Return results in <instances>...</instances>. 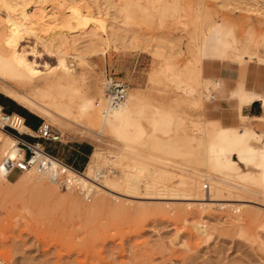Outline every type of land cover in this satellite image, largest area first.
Masks as SVG:
<instances>
[{"label":"rangeland","instance_id":"374dc122","mask_svg":"<svg viewBox=\"0 0 264 264\" xmlns=\"http://www.w3.org/2000/svg\"><path fill=\"white\" fill-rule=\"evenodd\" d=\"M102 1L98 0V3ZM40 2L50 9L51 0ZM107 3L111 7L124 8L129 17L127 25H122L121 18L114 16L113 27L119 34V42L108 41L99 53L87 50L85 63L80 59L60 58L47 51L40 42L23 36L24 58L34 67L36 77L60 70L62 65L78 77L88 65L97 81L103 82L112 76L126 83L125 97L136 91L155 105L161 104L163 108L195 120L201 111L196 110L194 101H203L202 93L190 95L186 88H177L172 82L176 78L182 81L181 86L198 85L194 48L187 44V32L199 30L193 24L199 23L205 30L210 28L209 55L202 63L204 77L215 76L221 66L242 69L249 63L255 65L247 57L241 63H234L218 57L217 53L224 29L237 41L239 48L248 52L249 41L264 36V0H107ZM158 6L168 10L159 13L162 10ZM88 8L89 11H81L77 18L83 24L90 18L99 17L93 3L90 2ZM3 14L0 9V15ZM179 25L183 27L181 31ZM152 50L161 57L157 52L153 55ZM256 53L262 56L264 49L259 46ZM7 104L20 107L11 100ZM209 105L204 101V111H208ZM150 109L141 115H133L146 132L151 129L146 118ZM38 118L45 123L46 120ZM258 121L264 126V118ZM80 123L83 125V120ZM162 125L163 130L154 131L161 141L176 139L179 150L197 147L195 141H182L190 131L176 129L174 120H163ZM52 127L61 134V141L52 143L60 149L71 139L87 140L93 150L98 145L94 138L83 134L85 130L81 127L76 132ZM93 129L98 131L96 127ZM104 129L99 131L100 134H93L100 141V147H106V141L114 140ZM163 157L172 161L173 166L182 161V156L178 155ZM89 160L90 157L87 163ZM123 164V161L121 164L108 161L104 167L112 171L109 177L121 180ZM170 166L155 163L151 170L157 174L161 168L168 169L169 175L173 176L169 182L167 180L169 187L176 185L181 175L190 173L172 166L173 170ZM198 168L205 175L207 166L202 164ZM24 172L10 174L9 180H17ZM37 183L18 189L0 182V264H264V229L261 226L264 209L252 203H240L239 213L228 205L226 208L216 205L200 208V203L221 202L145 195L148 189H144L143 182L138 183L136 194H132L124 183L114 188L118 194L131 193L129 197L99 190L97 195L92 193L83 198L78 191L70 190L71 195L69 193V198H65L59 193L48 192L44 183ZM181 189L188 191L187 186ZM190 192L197 198L206 199L209 195L207 188ZM217 195L230 199L239 195L248 200L250 196L249 192L239 191Z\"/></svg>","mask_w":264,"mask_h":264},{"label":"bare ground","instance_id":"6f19581e","mask_svg":"<svg viewBox=\"0 0 264 264\" xmlns=\"http://www.w3.org/2000/svg\"><path fill=\"white\" fill-rule=\"evenodd\" d=\"M51 1V7L47 9L40 0H0V9L4 12L3 16L0 15V92L17 105L46 120L45 124L55 125L65 132H76L79 131L78 127H81L85 130L83 132L85 136L94 138L98 143L100 141L93 134H100L99 131L106 128L114 140L106 141V147L96 148L83 173L67 168L63 179L65 186L57 187L60 189L57 190L53 187L55 184L47 172L36 171L37 165H40L45 156L38 151L31 157L36 167L31 166L15 181L9 180L3 161L22 158L23 153L16 145L17 138L0 129V182L18 189H25L33 182L42 185L44 183V186L47 185L49 188L48 192L59 193L60 197L65 198L71 195L70 190L78 191L83 198L92 193L97 195L99 190L108 194H118L114 188L122 183L132 194H136L138 183L143 182L144 189H148L145 195L168 196L175 200L221 202L200 203V208H207L209 205L225 208L229 206L235 213H239L238 205L249 202L264 209V130L258 131L251 127L248 117L239 113L238 125H225L217 120L207 119L202 109L204 101L212 102L224 89L220 79L202 75V63L209 55V27L205 30L197 23L192 26H196L198 31L187 32V44L189 48H194L195 63L198 64L196 69L198 85L196 83V86H181L182 81L176 78L172 81L175 87L183 90L186 88L190 95L202 93L203 101H194L196 110L200 109L201 115L192 120L186 115L161 107V104H153L136 91L129 93L122 101L108 98L105 94L107 80L97 81L88 65L84 66V72L78 77L64 65L51 74L36 77L34 67L27 58H24L25 50L21 45L24 35L28 36L27 39L30 37L40 42L47 51L60 58L80 59L85 63L84 54L87 50L97 53L104 50L108 41L119 42V34L113 27L115 22L113 17H120L121 24L125 26L129 19L124 8L111 7L107 0H103L102 3H98V0ZM90 2L98 9L99 17L90 18L83 24L77 18L81 11H89ZM162 7L158 6L160 9ZM161 10H158L159 13H165L168 9L165 7ZM178 28L181 31L183 27L179 25ZM259 46L264 49V36L250 40L248 52L239 48L237 41L224 29L217 54L218 57L234 63H241L244 57H247L255 65L264 67V54L259 56L256 53ZM157 51L161 52L158 48ZM227 98L235 100L238 110L253 99H260L264 106V92H257L256 88L249 87V81L241 77L228 87ZM149 107L151 109L146 118L151 129L146 132L142 125L136 123L133 115H141ZM82 120L83 125L80 123ZM163 120H174L176 129L189 130L190 134L182 141H195L197 147L179 150L180 146L175 143L176 139L161 141L154 131L163 130ZM94 127L98 128L97 132ZM16 129L21 133L27 131L21 124ZM167 155L182 156V161L173 166L172 161L162 158ZM108 161L125 163L124 176L121 180L109 177L112 171L105 170L104 167ZM155 163L164 167L172 165L178 171L190 172V175H181L180 172L178 175H181V178L176 181V185L169 187L167 180L173 176L169 175L170 171L166 168L159 169L157 174L151 171ZM202 164L207 166L205 175L198 170V166ZM172 166L170 167L173 168ZM185 186L188 187V191L181 189ZM202 188H207L209 193L206 199L194 197L195 193L190 192H198ZM45 189L47 191V187ZM237 191L249 192V200L239 195L235 199L217 195ZM126 193L118 195L129 197L131 194ZM261 226L264 229V223Z\"/></svg>","mask_w":264,"mask_h":264},{"label":"crops","instance_id":"0c3cea01","mask_svg":"<svg viewBox=\"0 0 264 264\" xmlns=\"http://www.w3.org/2000/svg\"><path fill=\"white\" fill-rule=\"evenodd\" d=\"M210 61L221 64L219 61ZM239 76H242L244 77V79L249 81V87L256 88L257 92H264V67L251 63H249V65H246L245 67H242V69L234 67L227 68L221 66L213 77L221 80V84L224 85V89L222 92H219L216 95V99L209 103L210 107L208 111H204L203 105L204 115L207 119L217 120L225 125H238L240 123L239 116H237L239 113L240 115L248 117L249 125L251 127L264 130V126L258 121L259 118H264V106L260 99H253L249 102V104L242 105L238 110L237 106L235 105V100L227 98L228 87L231 86ZM8 100L11 99L0 92V107L2 108V110H4V112L6 113L19 116L23 120V126L27 130L25 132L31 133V131L36 129L41 120L36 117V115L32 114L30 111L21 106L19 108L24 109L27 112H20L19 114L20 109L7 104ZM9 135L11 137L13 136L10 133ZM13 138L16 137L13 136ZM20 138L30 143L36 142L28 134L22 135ZM39 143L47 153L51 154L73 169L77 170V172H79L84 167V165H86L89 157V162L92 160L94 151L96 150V148L100 147L99 143L97 142L98 145L93 150L90 142H88L87 140L78 139H71L69 143H64L65 147L63 149L58 148L56 145H53L50 142ZM89 162L87 163V165L89 164ZM87 165L83 170L86 169ZM12 173H14V171L10 174Z\"/></svg>","mask_w":264,"mask_h":264},{"label":"built area","instance_id":"2783aa9c","mask_svg":"<svg viewBox=\"0 0 264 264\" xmlns=\"http://www.w3.org/2000/svg\"><path fill=\"white\" fill-rule=\"evenodd\" d=\"M106 80V96L114 101L124 100L127 91L126 83L112 76L107 77ZM0 116V129L9 131L10 134L17 138L16 145L23 153L22 158L14 160L5 159L3 161V167L8 171L7 177L9 178V174L13 171L21 173L33 165L36 167V164L31 161V157L35 155L36 151H38L40 153H43V155L45 156L43 157L40 165H37L36 171L38 173L47 172L49 174V178L52 180L55 186L64 188L65 185L63 179L64 175L66 174L67 168H71L74 171L77 170L73 169L51 154L47 153L39 143L60 142L61 134L50 125L45 124L42 120L40 121L36 129L31 131L32 134L27 132L21 133L16 129L20 124L23 125V120L19 116L4 112L1 107ZM27 134L36 142L30 143L20 138L22 135ZM52 165H54L55 167H52Z\"/></svg>","mask_w":264,"mask_h":264},{"label":"trees","instance_id":"16d2710c","mask_svg":"<svg viewBox=\"0 0 264 264\" xmlns=\"http://www.w3.org/2000/svg\"><path fill=\"white\" fill-rule=\"evenodd\" d=\"M20 110H19V114H20V112H24V113H26L27 111L26 110H24V109H21V108H19Z\"/></svg>","mask_w":264,"mask_h":264}]
</instances>
